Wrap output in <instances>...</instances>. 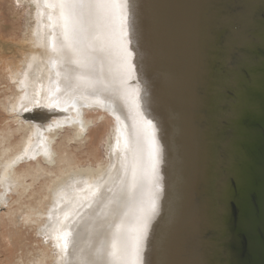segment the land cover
Segmentation results:
<instances>
[{"label": "bare ground", "instance_id": "obj_1", "mask_svg": "<svg viewBox=\"0 0 264 264\" xmlns=\"http://www.w3.org/2000/svg\"><path fill=\"white\" fill-rule=\"evenodd\" d=\"M16 1L31 9L32 24L24 38L31 47L22 51L17 64L2 61L0 83L11 86L4 85L3 93L12 86L14 91L5 95L0 107L9 116L27 118L17 122L12 117L14 124H0L1 206H9L8 196L16 191L17 207L10 209L9 214L15 218L21 213V221L37 224L39 235L51 239L53 264H179L181 249L187 251L191 244V230L186 227L193 223L178 217L179 212L173 213L179 204L176 195L180 193L174 123L169 113L163 121L160 117L158 126L150 124L144 110H137L140 125L131 117L136 110H132V101L127 98L128 104H124L121 88H132L118 85L122 78L115 75L111 60L118 66L115 54L121 61L115 37L111 39L112 47L99 38L100 21L110 28L117 23L113 12L121 0H108V17L94 13L95 0ZM119 39L124 44L121 35ZM9 49L8 44L0 42L1 53H8ZM125 58L127 73L129 64ZM130 77L126 76L123 82L128 84ZM106 98L110 101L105 104ZM141 101L144 103L143 97ZM94 107H118L121 112L106 133L104 161L82 166L77 163L79 159L75 162L73 156L58 152L52 144L65 127L69 129L64 137L66 143L83 141L85 130L95 119H84L83 111ZM35 112L40 117L29 120ZM15 134L20 136L17 140ZM37 157L41 160L30 163ZM23 161L28 164L19 168ZM41 178L44 183L37 192L34 184ZM27 196L30 200L23 201ZM107 216L110 218L106 220ZM136 219L138 223L132 226ZM245 231L248 245L237 237L230 246L232 251L223 249L218 241L216 247L231 253L230 261L235 264H264V236L257 238V234ZM253 240L256 243L251 251ZM243 251L250 252L248 263L240 260ZM40 261L36 258L25 263L19 258L9 264Z\"/></svg>", "mask_w": 264, "mask_h": 264}, {"label": "water", "instance_id": "obj_2", "mask_svg": "<svg viewBox=\"0 0 264 264\" xmlns=\"http://www.w3.org/2000/svg\"><path fill=\"white\" fill-rule=\"evenodd\" d=\"M95 1L94 13L108 17L109 1ZM113 13L117 23L100 21L99 38L112 47L115 37V82L132 88H121L131 117L140 125L144 110L158 126L169 113L174 123L173 213L193 223L179 264H235L215 241L232 251L237 237L249 244L245 229L264 236V0H121Z\"/></svg>", "mask_w": 264, "mask_h": 264}, {"label": "rangeland", "instance_id": "obj_3", "mask_svg": "<svg viewBox=\"0 0 264 264\" xmlns=\"http://www.w3.org/2000/svg\"><path fill=\"white\" fill-rule=\"evenodd\" d=\"M30 11L31 9L29 5L18 3L16 0H0V42L6 43L10 46L8 53L0 52V68L2 61L17 64L16 61L21 57L22 51L27 52L28 47H31V43L24 39L26 38L25 34L27 33L30 22L32 21L29 19ZM19 46L22 47V50L19 49ZM129 84H133L132 80H129ZM4 85L6 84L0 83V101L4 99L5 95L10 96L14 91L12 86V89L7 90L6 94L4 95L3 90H6L3 88ZM6 86H10V84H7ZM109 101L110 100L107 98L104 100L105 104L109 103ZM120 112L121 110L118 107L113 109H104L103 107H94L90 109L85 108L83 111V118L87 120L89 118L95 119L92 122L93 124L91 123V127L85 130L83 134V141H79V144L66 143L64 137L69 129L65 127L63 131L60 132L55 138L54 144H52L53 149H57L58 152L64 153L65 155L73 156V158H75V162H77L79 159L80 162L77 163H80L79 165L82 166H87L89 164L96 165L98 161L103 162L106 150V141L104 140L106 133L108 129L115 124V118L119 119L118 117L120 116ZM26 118L27 116L23 117V119ZM36 119L37 118H29L31 121ZM0 121L2 126L6 122L14 124L10 121L9 115L6 114L1 107ZM19 137L20 136L17 134L14 135L15 140H17ZM57 146H59V148ZM91 153L94 156H92ZM87 157H89V159H87ZM39 160L41 159L37 157L35 161L32 160L30 163H34ZM83 162H85V164ZM26 164H28V162H21L19 168L26 167ZM39 181L36 182L37 184H34V190L37 192L41 191L42 184L44 183L42 178ZM17 199L18 196L15 191L14 193H11V196H8V203L10 204L9 206H1L0 204V264H9L10 262H14L19 258H22L25 263L31 260L35 261L36 258H40L41 261L36 264H53L55 262V252L53 251V246H51V239L39 235V227L37 224L21 221V213H18L15 218L9 214L10 209L17 207V204L15 203ZM29 200L30 199H28V196L23 199V201L26 202ZM22 210L24 213H26L25 206L22 207ZM20 243H22L24 247ZM47 245H50V247H47Z\"/></svg>", "mask_w": 264, "mask_h": 264}, {"label": "flooded vegetation", "instance_id": "obj_4", "mask_svg": "<svg viewBox=\"0 0 264 264\" xmlns=\"http://www.w3.org/2000/svg\"><path fill=\"white\" fill-rule=\"evenodd\" d=\"M15 115H16V114H15ZM15 115H13V116L10 115L9 118L12 119V117H13V119H15V121H17V122H19V121H23V122H25V120L22 119L20 115H19L18 117H14Z\"/></svg>", "mask_w": 264, "mask_h": 264}, {"label": "snow or ice", "instance_id": "obj_5", "mask_svg": "<svg viewBox=\"0 0 264 264\" xmlns=\"http://www.w3.org/2000/svg\"><path fill=\"white\" fill-rule=\"evenodd\" d=\"M138 250V249H137Z\"/></svg>", "mask_w": 264, "mask_h": 264}]
</instances>
